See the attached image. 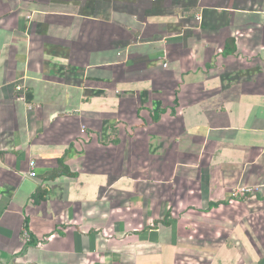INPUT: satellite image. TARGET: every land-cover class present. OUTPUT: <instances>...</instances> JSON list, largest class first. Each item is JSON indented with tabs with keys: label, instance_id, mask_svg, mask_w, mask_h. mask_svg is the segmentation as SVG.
Segmentation results:
<instances>
[{
	"label": "crops",
	"instance_id": "0c3cea01",
	"mask_svg": "<svg viewBox=\"0 0 264 264\" xmlns=\"http://www.w3.org/2000/svg\"><path fill=\"white\" fill-rule=\"evenodd\" d=\"M0 264H264V0H0Z\"/></svg>",
	"mask_w": 264,
	"mask_h": 264
},
{
	"label": "built area",
	"instance_id": "2783aa9c",
	"mask_svg": "<svg viewBox=\"0 0 264 264\" xmlns=\"http://www.w3.org/2000/svg\"><path fill=\"white\" fill-rule=\"evenodd\" d=\"M22 85L19 86L18 88L21 90L22 89ZM31 166H32V171H31V175L35 176L36 175V172H35V166H36V163L35 161H32L31 162ZM254 191V188H249V187H240V188H236L234 191H233V194L235 196H243L245 195L246 193L248 192H252ZM25 237L28 239L29 238V233L26 231L25 232Z\"/></svg>",
	"mask_w": 264,
	"mask_h": 264
},
{
	"label": "trees",
	"instance_id": "16d2710c",
	"mask_svg": "<svg viewBox=\"0 0 264 264\" xmlns=\"http://www.w3.org/2000/svg\"><path fill=\"white\" fill-rule=\"evenodd\" d=\"M38 195H40V193H37V196ZM36 196V195H35ZM25 228L29 231V227H28V221L27 222H25ZM35 244H37V242L33 239H31L29 242H28V244L27 245H35Z\"/></svg>",
	"mask_w": 264,
	"mask_h": 264
}]
</instances>
